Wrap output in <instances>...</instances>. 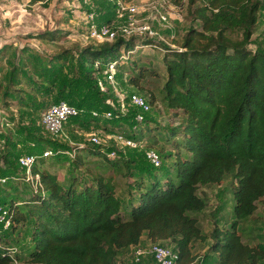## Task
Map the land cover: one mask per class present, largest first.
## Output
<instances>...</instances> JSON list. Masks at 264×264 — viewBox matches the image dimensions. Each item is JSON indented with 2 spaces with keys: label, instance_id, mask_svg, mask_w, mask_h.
<instances>
[{
  "label": "trees",
  "instance_id": "obj_1",
  "mask_svg": "<svg viewBox=\"0 0 264 264\" xmlns=\"http://www.w3.org/2000/svg\"><path fill=\"white\" fill-rule=\"evenodd\" d=\"M263 6L261 0H187V12L197 21V28L183 33L178 47H164L138 36H117L81 47L71 77L84 80L88 87L94 84L90 96L86 92L78 98L62 96L72 78L64 83L58 76L62 69L55 64L61 60L59 55L33 63L35 75L42 81H31L34 90L50 93L55 88L53 103L65 101L79 111L64 123L88 126L101 118L92 116V111L111 110L114 117L104 119L103 129L153 149L160 160L167 161L168 171L159 172L161 165L149 163V167L136 168L129 158L109 157L110 150L100 145L75 146L78 150L59 180L44 164L48 158L58 161L63 146L26 134L38 147L36 153L26 151L35 155L30 177H24L17 165L19 173L0 175L6 178L0 183V207L8 209L10 220L6 229L0 223V264L21 260L25 264H114L120 253L142 238L171 245L177 254L175 264H195L198 259L199 264L264 263L263 233L256 232L250 239L254 241L243 242L245 230L239 225L252 218L257 203H264V49L249 47ZM62 30L44 31L39 38L52 41L64 34ZM142 47L160 54V63H143ZM108 65L113 73L124 75L133 90L148 95L149 100L140 97L149 108L154 96L146 91L145 77H154L161 70L159 101L177 120V125L166 127L159 135L169 143L170 151L153 140L159 134L157 129L147 125L141 129L146 119L134 123L135 108L130 117L125 116L123 133L114 128L122 116L120 103L103 102L96 78L108 73ZM21 71L13 66L8 83ZM8 93L6 89L2 98ZM13 97L21 102L18 93ZM107 123L111 125L107 127ZM8 124L2 122L1 129L10 131ZM45 150L52 153L41 156ZM6 153V149L1 153L4 162ZM87 160L95 164L89 165ZM105 168L135 176L125 198L116 196L112 175H105ZM17 175L37 189H12L11 181ZM221 182L229 187L231 220L223 228L213 221L207 235L198 217L208 205L204 189ZM24 238L31 241L23 242ZM208 238L212 242L206 253L198 255L196 250Z\"/></svg>",
  "mask_w": 264,
  "mask_h": 264
},
{
  "label": "rangeland",
  "instance_id": "obj_2",
  "mask_svg": "<svg viewBox=\"0 0 264 264\" xmlns=\"http://www.w3.org/2000/svg\"><path fill=\"white\" fill-rule=\"evenodd\" d=\"M261 1L264 3V0ZM133 2L138 5L139 10L135 18L139 21L146 19L151 31L155 32L151 36V40L162 44L164 47H178L183 33L192 27L197 28V21L187 12V0H167L164 8L166 21L163 23L156 22L153 19L155 15L152 11L153 7L160 9V0H154L149 6L145 7L143 6L144 1L135 0ZM88 4V7L95 11L96 18L94 22L97 25L107 23L117 27L122 24L123 19L116 18L110 2L88 0ZM54 28L63 29L64 34L56 36L52 41L39 38L42 32ZM89 44L93 45L95 43L86 37L84 8L80 6V0H0V125L2 122L7 121L10 129L9 131L6 128L1 129L0 127V175L19 173L22 169L19 168L18 171L16 168L18 165L15 156L26 153L27 150L35 151V153L36 150L38 151V147L35 144H31V139L25 137L26 134L30 138L50 139L63 146L60 149L64 152L60 153L58 161L48 158L44 164V167H48L51 172L55 173L59 180L65 176V169L70 164L75 151L78 150L77 148L74 149L75 146L92 147L100 145L107 150L114 151L117 158L125 157L131 159L135 163L136 168L149 167L143 152L146 149L140 146L131 148L118 143L114 138L115 133H109L103 129L104 117L88 126L72 122L64 123L61 131L56 136L49 135L42 126L41 116L47 106L54 102L56 89L53 88L50 93L34 90V85L31 81H39L38 76L35 75L33 70V63L38 64L41 59L59 55L61 60L55 64L57 66L60 65L62 69L58 73V76L60 79L64 78V83H67V80L72 78L62 96L72 94L73 97L78 98L85 92L90 96L91 91L96 89L95 85L92 84L93 86L88 87L84 83V80L79 78L76 80L71 77L77 69L76 58L78 50ZM249 47L251 49H264V6L259 12L257 26L250 37ZM139 55L142 57L140 60H143V63L151 61L152 64L157 65L161 61L160 54L153 52L148 47H142ZM22 63L25 66H22ZM13 66L17 70L22 69L21 72H16L15 75V80L18 83L15 80L13 83H8V74ZM149 67L151 68L152 66ZM113 74L114 78L112 82L107 80H105V83L103 82L104 92L102 93V98H104L103 102L105 104L116 106L121 103L123 105V117L121 116L114 124V128L123 133L127 129L125 116L130 117L133 110L129 102V95L138 94L145 100L147 98L149 100V97L147 94L137 93L127 85L124 75ZM102 75H96V78H98L97 82H101L102 78L106 76L105 73ZM145 78H147L145 84L146 91H151L154 99L150 104L149 111L146 114L143 113L146 121L141 124V129H146V125L157 129L159 134H156L153 140L158 143L157 146L162 144L167 152V150L170 151L169 143L162 141L159 135L166 127L170 125L174 126L177 120L159 101L158 91L162 81L161 70L157 69L154 77L147 75ZM92 80L90 83H93ZM59 85L60 82L56 84V87ZM6 89L9 93L3 99L2 94ZM14 93H18L20 96V103L13 97ZM3 101L7 103L6 106H4ZM36 107L39 108L36 109ZM148 123L151 124L149 125ZM110 125L111 123L106 124L107 127ZM157 126L158 128H156ZM14 134L17 136H14ZM92 138H95L97 142H94ZM11 143L14 145L11 146ZM4 144H9L7 146L9 149ZM5 149L7 153L4 162L1 153ZM90 159L91 161L94 160V158ZM91 161L87 160L86 163H89V165L95 164V162ZM59 164H62V167H59ZM160 165L159 172L168 171L166 160H160ZM103 170L105 175H112L116 196L120 197V199L125 198L127 189H132L135 176H127L120 172L112 173L109 168ZM14 179L16 181H11L12 189L22 190L26 187H29L28 189L31 191L37 189V186L24 182L23 179L18 178V175ZM204 193L206 194L208 205L198 217L199 226L208 235L213 226V221H216L218 227L223 228L231 220L229 207L231 199L226 182L208 186L204 189ZM239 225L245 230L243 235H241L243 242L254 241V238L250 239L255 236L256 232L263 233L261 234V240L264 241V203H257L252 218L239 221ZM25 241L30 242L31 240L24 238L23 242ZM211 242L212 240L208 238L204 246L196 250L197 254L203 255L206 253L207 247ZM150 244L152 243H148L142 238L138 245L131 247L129 251L120 253L114 264H155L147 253ZM162 245L171 248L169 244ZM136 248L142 249L145 253L137 262H134L133 256ZM22 257L24 258V256ZM16 263L25 264L22 260ZM195 264H199V259L196 260Z\"/></svg>",
  "mask_w": 264,
  "mask_h": 264
},
{
  "label": "built area",
  "instance_id": "obj_3",
  "mask_svg": "<svg viewBox=\"0 0 264 264\" xmlns=\"http://www.w3.org/2000/svg\"><path fill=\"white\" fill-rule=\"evenodd\" d=\"M23 1V0H22ZM27 1V0H24ZM105 2H110L112 6V11L117 19H123L122 24L119 26H112L107 23L96 24L94 19L96 18L95 11L88 7V0H80V6L84 8V22H85V34L86 37L93 40L94 42H104L111 41L117 36H121L123 39H127L129 36H138L141 38L152 39L151 36L155 33L151 31L147 25V20L139 21L135 17L138 13V5L133 1H124V0H103ZM144 1L143 6H149L154 0H140ZM161 7L157 9L153 7L154 20L159 23L166 21V16L164 13V8L167 3V0H160ZM86 9V10H85ZM108 73L105 76L107 81H113V71L112 66L108 65L106 67ZM97 87L101 92H104V86L102 82H97ZM129 102L133 108H135L134 114V123L142 122L144 117L143 115L148 111V105L144 100L136 94L129 95ZM119 110L123 114V105L119 104ZM79 111L67 104L65 101H58L56 103L50 104L41 116V123L43 128L51 135H56L61 131L62 124L67 121L72 116H75ZM144 113V114H143ZM91 115L94 117H104L110 119L114 117L111 110H105L102 112L92 111ZM2 124V123H1ZM1 127V125H0ZM118 143H121L128 147H136L134 141L131 139L124 138L122 135L116 134L114 136ZM94 142H97L95 138H92ZM147 162L152 167H158L160 165V159L157 153L153 149H146L143 151ZM52 152L50 150H45L41 153V156L50 155ZM115 152L110 150L108 151V156L113 157ZM35 155L30 153H22L16 157V163L22 171L21 174L24 177H30V166L34 162ZM5 177H0V183L5 181ZM25 179V178H24ZM0 223L1 229H6L9 226V213L8 209L0 207ZM0 229V230H1ZM15 251L12 250L10 253L13 254ZM145 253L140 248L134 250V262H137L140 257ZM147 253L150 255L152 261L155 264H175L177 258L176 252L170 247H166L159 244H150ZM14 264H17L14 261ZM264 264V263H260Z\"/></svg>",
  "mask_w": 264,
  "mask_h": 264
}]
</instances>
